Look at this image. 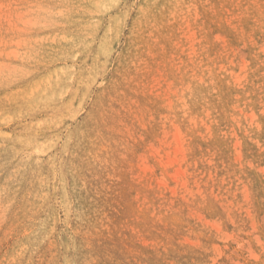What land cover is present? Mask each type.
Masks as SVG:
<instances>
[{
    "label": "rangeland",
    "instance_id": "374dc122",
    "mask_svg": "<svg viewBox=\"0 0 264 264\" xmlns=\"http://www.w3.org/2000/svg\"><path fill=\"white\" fill-rule=\"evenodd\" d=\"M0 264H264V0H0Z\"/></svg>",
    "mask_w": 264,
    "mask_h": 264
},
{
    "label": "bare ground",
    "instance_id": "6f19581e",
    "mask_svg": "<svg viewBox=\"0 0 264 264\" xmlns=\"http://www.w3.org/2000/svg\"><path fill=\"white\" fill-rule=\"evenodd\" d=\"M129 23V22H128ZM94 40V39H93ZM100 55V54H99ZM73 124V123H72ZM22 156V155H21ZM177 161V160H176ZM50 169V168H49ZM159 184V183H158ZM70 195V194H69ZM46 206H48V205H46ZM29 241V240H28Z\"/></svg>",
    "mask_w": 264,
    "mask_h": 264
}]
</instances>
